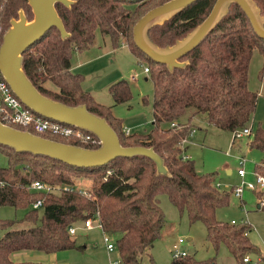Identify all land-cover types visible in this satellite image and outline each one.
I'll return each mask as SVG.
<instances>
[{"label":"trees","instance_id":"16d2710c","mask_svg":"<svg viewBox=\"0 0 264 264\" xmlns=\"http://www.w3.org/2000/svg\"><path fill=\"white\" fill-rule=\"evenodd\" d=\"M70 1L73 3L68 8L59 3L54 5L68 37L61 40L59 32L50 28L22 53L24 75L45 97L66 106L83 105L89 113L104 119L122 147L151 148L162 159L168 176L155 175L154 163L144 156L116 158L101 167L84 169L0 146V153L7 160V166L0 168V182L3 183L0 207L26 210L19 222L29 224L23 229H12L15 222L0 220V264H41L13 262L11 256L20 252L52 255L82 249L68 236L67 229L78 227L95 212L104 231L116 237L113 241L120 261L144 264L142 255L159 238L163 225L159 195H165L178 213L186 216L188 223H201L206 240L214 248L222 243L236 264H245L242 259L248 255L264 261V256L247 238L248 225L216 221L215 211L227 205L229 192L213 186L214 174H197L194 163L184 159L180 148L191 132L190 119L196 115H203L209 125L230 134L249 128L251 134L246 145L261 154V163L255 165L254 172L264 177V130L259 125L251 127L257 93L247 88L248 64L256 50L262 59L257 80L264 90V40L253 33L239 7L231 4L204 40L178 60L187 64L168 71L133 45L131 30L144 13L169 0ZM252 1L264 16V0ZM214 2L197 0L161 25L151 27L147 30L149 41L158 48L172 46L205 19ZM19 9L23 10L26 20L31 19L25 0L0 2V44L9 20L16 19ZM96 32L107 37L112 48L123 41L134 57L148 61L153 89L152 128L147 134L125 135L110 108L100 105L83 91V78L71 73V54L87 51ZM46 82L57 91L45 89ZM107 92L113 104L125 103L131 98L125 80L109 85ZM0 123L34 134L30 128L13 125L1 116ZM162 124H167V128L160 129ZM36 136L87 149L98 147L93 135L94 144L49 134ZM80 176L90 181L89 188H84L85 196L74 190L39 194L26 189L33 181L72 187L74 179ZM257 194L264 200V191ZM36 201L40 202V207L33 210L31 205ZM257 207L264 211V204ZM169 264L216 263L214 259L196 261L186 255L172 259Z\"/></svg>","mask_w":264,"mask_h":264},{"label":"rangeland","instance_id":"374dc122","mask_svg":"<svg viewBox=\"0 0 264 264\" xmlns=\"http://www.w3.org/2000/svg\"><path fill=\"white\" fill-rule=\"evenodd\" d=\"M19 10L24 15L23 10ZM258 15L264 17L260 15V11ZM121 42L116 48H112L109 39L96 32L93 43L87 51L71 54L70 71L81 75L82 90L89 93L100 105L109 107L112 116L120 121L123 131L129 134H147L152 128L153 89L149 75L143 73L148 61L145 58L134 57L124 42ZM261 65L262 59L254 50L247 72V88L257 93L251 127L255 128L259 125L264 130V90L257 80ZM119 80H125L128 83L131 98L128 102L113 104L107 88ZM43 86L49 91H57L49 82L44 83ZM190 125L191 132L186 142L180 145L182 154L188 156V159L194 163L197 174H214V183L219 185L218 190L229 192L227 205L215 211L216 221L228 225L231 221L236 225L246 223V226L250 227L247 233L249 242L264 253V211L256 209L258 194L253 195L251 192L243 191L241 199L238 200L231 193V189L240 183L236 176L239 169L245 173L244 183H254L252 174L255 165L261 163V154L247 147V138L242 137L232 141V134L209 125L203 115L190 119ZM166 128L167 124L160 125V129ZM240 162L242 168L239 167ZM6 166L7 160L0 153V168ZM74 185L82 189L89 188L90 181L80 176L74 179ZM157 200L163 214V225L159 238L142 255L141 260L144 264H169L172 261L171 247L177 245L178 239L183 241L178 246L187 256L196 261L214 259L216 264H236L222 243L214 248L206 240L205 229L201 223H188L186 216L179 214L165 195H159ZM25 211L0 207V220L15 222L12 229L26 228L29 224L19 222ZM115 238L111 236L112 240ZM73 239L82 249L58 252L52 256L39 254V257H31L29 261L41 264H107L108 257L97 231H77ZM111 257H114V254ZM247 257L252 264H264V261L257 260L256 256L248 255Z\"/></svg>","mask_w":264,"mask_h":264},{"label":"water","instance_id":"95a60500","mask_svg":"<svg viewBox=\"0 0 264 264\" xmlns=\"http://www.w3.org/2000/svg\"><path fill=\"white\" fill-rule=\"evenodd\" d=\"M32 18L27 21L21 10L16 19L9 20L0 44V75L12 94L27 109L49 121L58 122L93 135L98 141L95 149L81 148L43 139L27 131H19L0 123V146L17 153L44 156L75 168H97L116 158L144 156L155 165V175L168 176L162 159L151 148L122 147L114 131L104 119L89 113L85 106H66L40 94L24 75L22 53L37 42L50 28H55L64 40L68 37L54 5L69 7L70 0H25ZM197 0H169L144 13L133 25V45L150 61L164 65L168 71L181 68L187 62L180 58L197 47L226 15L228 7L235 4L246 16L253 33L264 40V17L252 0H215L208 15L192 31L172 46L158 48L147 37V30L159 26Z\"/></svg>","mask_w":264,"mask_h":264},{"label":"built area","instance_id":"2783aa9c","mask_svg":"<svg viewBox=\"0 0 264 264\" xmlns=\"http://www.w3.org/2000/svg\"><path fill=\"white\" fill-rule=\"evenodd\" d=\"M2 0H0L1 2ZM144 74H148V68L143 69ZM0 116L13 125H17L20 127H27L32 130V132L36 135L40 134H49L51 136H57L62 138H72L80 143H88L94 144L95 140L93 136L87 132L81 131L79 129L66 126L64 124L49 121L44 119L29 109L23 107V105L18 101V99L12 94L8 85L2 79L0 75ZM123 131V130H122ZM126 135L129 132L123 131ZM232 141L234 139H240L242 137L248 138L251 134L249 128L236 130L231 133ZM184 141L181 142V144ZM180 144V145H181ZM186 159V158H184ZM239 167L242 168V163L240 162ZM254 177V183H244L243 179L245 173L242 169L237 170L236 176L240 180L238 186L231 189L232 195L238 200L241 199V195L243 191H248L251 193H260L264 191V177L256 174L255 172L252 174ZM3 186V183L0 182V187ZM213 186L215 188H219L217 183H214ZM31 193H39V194H55V193H66L71 190L77 192V194L85 196L84 188H79L77 186H57V185H49L39 181H33L28 184L26 188ZM256 202L258 206H262L264 204L263 198H257ZM40 207V202L36 201L31 205V209L36 210ZM241 224L246 225V223L242 222ZM230 225H235L233 221L230 222ZM97 231L100 234L101 243L105 250V253L108 257L107 264H123L116 252L114 241L111 239V236L107 234L100 222L99 215L95 212L92 216L85 218L82 223L78 227H69L67 229V234L70 237H74L77 231ZM183 241L181 239L177 240V245H173L171 247L170 255L173 260L182 258L186 256V253L183 250L179 249V244H182ZM114 254V257L111 255ZM242 262L245 264H252V262L245 256L242 259Z\"/></svg>","mask_w":264,"mask_h":264},{"label":"crops","instance_id":"0c3cea01","mask_svg":"<svg viewBox=\"0 0 264 264\" xmlns=\"http://www.w3.org/2000/svg\"><path fill=\"white\" fill-rule=\"evenodd\" d=\"M32 18V17H31ZM26 19V18H25ZM31 20V19H30ZM27 21H29V20H27ZM71 68V67H70ZM196 116H198V115H196ZM196 116H194V117H196ZM193 133V132H192ZM186 142V140H184V142L183 143H185ZM182 143V144H183ZM181 147V146H180ZM183 151H185V149L183 150ZM183 155V154H182ZM183 157L184 158H186V159H188L189 157L188 156H186V155H183ZM253 195H254V193H253ZM255 197V196H254ZM256 199V198H255ZM257 203V202H256ZM242 203L240 202V205H241ZM258 205L256 204V209L257 210H259V208L257 207ZM250 228V227H249ZM162 229V228H161ZM159 236H160V232H159ZM179 249L180 250H182L181 249V247L179 246ZM63 252V251H62ZM55 254H57V253H55ZM260 254H261V256H264V253H262V252H260ZM52 255H54V254H52ZM51 255V256H52ZM39 257V254H28V253H24V252H20V253H15V254H13L11 257H13L12 258V260H13V262H22V260H24V261H29V260H31L30 258L32 257V258H36V257ZM45 257V256H44ZM23 258V259H22ZM257 260H259L258 258H257ZM32 262V261H31Z\"/></svg>","mask_w":264,"mask_h":264}]
</instances>
